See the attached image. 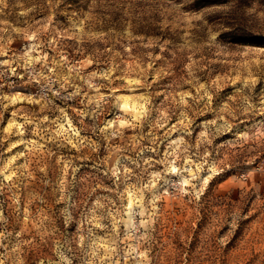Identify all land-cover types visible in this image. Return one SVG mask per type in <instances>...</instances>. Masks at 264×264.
Listing matches in <instances>:
<instances>
[{
  "label": "rangeland",
  "instance_id": "rangeland-1",
  "mask_svg": "<svg viewBox=\"0 0 264 264\" xmlns=\"http://www.w3.org/2000/svg\"><path fill=\"white\" fill-rule=\"evenodd\" d=\"M0 264H264V0H0Z\"/></svg>",
  "mask_w": 264,
  "mask_h": 264
}]
</instances>
